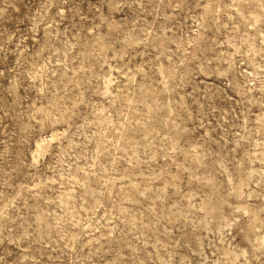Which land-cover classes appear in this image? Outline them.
Segmentation results:
<instances>
[{
	"label": "rangeland",
	"instance_id": "1",
	"mask_svg": "<svg viewBox=\"0 0 264 264\" xmlns=\"http://www.w3.org/2000/svg\"><path fill=\"white\" fill-rule=\"evenodd\" d=\"M0 264H264V0H0Z\"/></svg>",
	"mask_w": 264,
	"mask_h": 264
}]
</instances>
